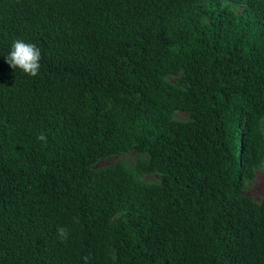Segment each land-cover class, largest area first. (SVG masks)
<instances>
[{
	"label": "trees",
	"instance_id": "obj_1",
	"mask_svg": "<svg viewBox=\"0 0 264 264\" xmlns=\"http://www.w3.org/2000/svg\"><path fill=\"white\" fill-rule=\"evenodd\" d=\"M262 165L264 0H0V264H264Z\"/></svg>",
	"mask_w": 264,
	"mask_h": 264
},
{
	"label": "rangeland",
	"instance_id": "obj_2",
	"mask_svg": "<svg viewBox=\"0 0 264 264\" xmlns=\"http://www.w3.org/2000/svg\"><path fill=\"white\" fill-rule=\"evenodd\" d=\"M236 10L242 11L243 5L233 4ZM206 22L209 21L207 17H204ZM169 79L173 82L178 80V76H170ZM176 117L188 118V114L184 111H178ZM139 158H145V155H141L136 151L118 153L110 156L101 157L94 167H107L114 165L120 161L127 163L128 165L134 166ZM254 177L249 178L245 181L244 193L252 197L255 201H260L264 196V165L254 170ZM141 178L145 181H160V175L158 172H150L141 174Z\"/></svg>",
	"mask_w": 264,
	"mask_h": 264
},
{
	"label": "clouds",
	"instance_id": "obj_3",
	"mask_svg": "<svg viewBox=\"0 0 264 264\" xmlns=\"http://www.w3.org/2000/svg\"><path fill=\"white\" fill-rule=\"evenodd\" d=\"M7 63L14 69L31 77H36L41 70V49L33 42L23 39L13 41L10 51L4 55ZM58 238L63 240L68 237V231L64 227H58Z\"/></svg>",
	"mask_w": 264,
	"mask_h": 264
}]
</instances>
